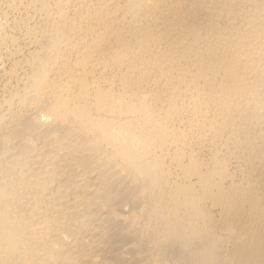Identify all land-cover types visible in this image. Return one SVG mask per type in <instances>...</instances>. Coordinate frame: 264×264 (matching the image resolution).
<instances>
[{
    "label": "bare ground",
    "instance_id": "obj_1",
    "mask_svg": "<svg viewBox=\"0 0 264 264\" xmlns=\"http://www.w3.org/2000/svg\"><path fill=\"white\" fill-rule=\"evenodd\" d=\"M0 264H264V0H0Z\"/></svg>",
    "mask_w": 264,
    "mask_h": 264
}]
</instances>
